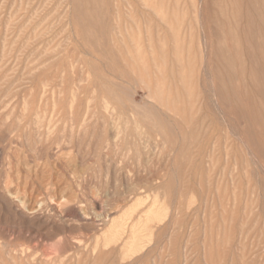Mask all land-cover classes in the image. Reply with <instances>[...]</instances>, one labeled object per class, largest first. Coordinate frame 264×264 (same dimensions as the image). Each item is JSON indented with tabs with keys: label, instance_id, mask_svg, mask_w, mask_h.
<instances>
[{
	"label": "rangeland",
	"instance_id": "374dc122",
	"mask_svg": "<svg viewBox=\"0 0 264 264\" xmlns=\"http://www.w3.org/2000/svg\"><path fill=\"white\" fill-rule=\"evenodd\" d=\"M55 1L0 0V3H2L0 4L1 126L8 124L7 119L10 115H17L28 109L27 104L30 94V86L25 75V69L32 67L35 64L41 66L48 65L47 67H50L51 72H53L51 68L52 66L54 67L53 73H58V76L53 79V81H51L49 83L50 85L48 86L49 90L47 93V99H49L50 102L53 99L51 96L54 95V97L56 98L58 92L67 81V84L73 83L80 86H78V96L84 103V101H89L88 98L90 96H98L102 90L101 82L107 80V73L105 72L106 69L104 68V64L108 63L109 61L103 60L100 63L98 62V60L94 59L93 55L100 58L101 50L99 48L96 49L94 46H92V44L87 43L86 39L82 37V31L78 29V26H75V24L72 23V20L71 22H69L70 27L68 25V20L72 17V14L70 13L72 9L71 0ZM201 1L202 6L204 4L209 8V10L207 8V13L204 12V14H206V24L203 21L205 20L204 16L201 22L204 23V34L206 35L208 32V38L211 39L214 38L213 34H215L216 32V27L212 23V17H214L216 14L217 0H145V4L147 7H143L142 1L139 0H108V7L106 6V14L108 13L107 16H109L108 18L111 21L110 22L108 19V21L110 22L108 23V26L110 27V31H108L109 35L107 34L108 38L114 39L115 45L117 44V48L115 49H121L120 55L124 57L127 56L125 57L126 61L132 65L133 69L136 72L135 74L131 71H126L125 68L116 71L117 74H115V78L111 79H113L117 85L121 84V86H123L124 88L127 86V84L135 83L138 74L144 75L142 65L137 60L138 54H141V57L145 60V64L148 67L147 69L149 74H152L154 72L153 60H155L158 67L162 69L164 68L163 61L159 58V52L161 50L167 53L166 55L168 57L166 56V60L170 58V61H174V63L176 64H186L187 70H185L184 77H181L180 80L178 79L177 82L179 83L177 84L182 99L193 101V104L191 103L193 108L191 109L192 106L191 104H189L187 115L194 120L195 124L193 126L192 136L187 142L183 153V155L185 154V157L182 156L179 159L181 165L179 167H176L174 165L171 166L172 164L170 165L169 159L172 158L167 157L168 148L166 147V143L163 141V138L160 135L146 127H140L138 128L139 132L137 130L136 133L140 134L141 136L146 135L147 137H144L143 140H141L142 144L140 146L143 147L141 151H147L146 154L144 153L142 154V156H138L135 154L134 150H130L135 155H133V153L129 151L128 156L121 159L118 155L114 158V161H111L109 156H105L104 153H102V158L99 164H96L94 162L92 147L89 148L86 146V144H84L80 147V149L76 148L73 151L74 153L72 152L71 162L69 161L70 157L66 155L51 156L48 161L45 162V165L42 163L41 165H39V167H34L31 162L27 166H24L22 164V159L19 165V174H17L15 169H13V173H11V177L15 180V182L12 184L13 187L11 186L10 188L12 194L7 195L2 189V173L5 168L3 167L4 164L2 161V157H0V264H108L104 262V257H101L100 260H97L94 263L92 259L96 257H46V259L45 257H39V253L42 250H49V246L53 242H57L59 239L58 237L69 236L68 230H74V232L77 231L76 229L79 227V224L73 222L75 220L73 217V212L78 211V213H81L83 215H90L93 214V212L97 213V211H101V202L104 199H113L117 193L123 195V197L128 196L126 192L129 193V189H132L134 187L133 184L135 185V183H133L134 181H132L133 178L131 177V174L129 173L128 175L127 172L131 170H140V175L143 180L151 181L148 186V188L150 189H148L146 186L141 192H138V198L137 196H130L128 197L129 199L127 198L128 202H126L125 204L120 203L121 205L116 208L117 212L114 214L115 217L120 216L121 214H123V211L130 207H133L132 210H135V213L139 212L140 210H145L148 207L153 208L158 205L161 206L160 204L162 203V201L163 204L164 202H167L168 204V201L172 202V204L179 206L180 211L178 210V213L172 211L173 209L169 206L170 208L167 207L169 209H162V213L161 210L160 212H158L159 214L154 213L155 216L153 215V219L155 221L152 219L153 222L151 224L154 226V230L157 231V236H154V238H151L150 240H148V237L146 236L141 237V239H143L142 241L139 239L138 247H141V249L144 247L146 248L145 250L143 249V254L140 255L139 251L134 253L131 257H122L116 264H264V148L262 149L261 145L259 144V140L257 138L259 137V135H257L258 131L256 130L253 119H250L251 114L247 116V121L248 123H250L248 124L246 123V120H243L246 118H241L238 116L233 118L232 116L234 114H232V112L229 111L228 108H226L224 112L226 111L227 113H223V121L226 123L221 122V120L218 118L219 115H217V111L213 109L209 102V99H207L208 81L204 82L203 77L200 75L201 73L198 76V73L200 72L199 49H201V46L198 45V32L201 29L199 28L195 17V7H200ZM206 2H208V4ZM60 3H62L63 5L65 3L67 4L63 7V5H61ZM224 3L227 7V0H224ZM245 5L246 4L242 5L243 8H245ZM186 6L188 8V11ZM67 7L70 8L67 9ZM141 10H144V12ZM169 12L170 15L167 14ZM67 13L71 14V16ZM149 13H152L150 14L151 16H149ZM226 16L230 17V14L228 13V15ZM143 19L145 20V22L143 21ZM140 20L142 21V23ZM121 21H123L124 23H122ZM158 23L160 25L162 24L164 27L162 25L161 27ZM154 25L157 27H153ZM117 27L120 31H122L121 34L125 40V45L118 44L120 36L116 33L118 31ZM206 28L208 31L206 30ZM165 30L167 32H165ZM181 30L184 31L182 32ZM224 30L227 31V29L225 28L217 29V34H219L218 36L219 39L221 38V41H224L225 38V43L229 45V31L226 32ZM194 31H196L197 33H194ZM106 32L107 30H105L104 32L105 35ZM224 33L226 37H224ZM167 37H169V40ZM159 39L163 40L160 41ZM43 40L46 41L42 42ZM178 40H181V42ZM168 41L171 45L168 44ZM144 44L146 46L150 44L153 47L155 53L151 54L149 52V47H146ZM16 45H18V47ZM168 46L170 47V50L173 48L170 52H168ZM171 46L173 47L171 48ZM179 47L181 49H179ZM114 50L112 54L115 57H119V55L116 56V52H114ZM146 50L148 52H146ZM175 57L177 60L175 59ZM21 58H23L24 60ZM29 60L31 61L29 62ZM94 62L98 64L97 68L85 78L86 74L83 73L85 71L84 66L88 65L89 67H91ZM118 62L120 65L124 64L123 62H121V60H119ZM244 65H248L247 67H249L250 63L246 61ZM68 66L70 67L68 68ZM64 68L65 70H67V75H71H69L70 77H66L65 83L63 81V77L61 76V71ZM236 68L238 69L237 66L235 67V69ZM222 73H224L223 70ZM232 75L233 78L231 79V85H235L237 84V77L234 74ZM150 78L152 83L155 82L156 78H154L153 76H151ZM80 80L81 82H78ZM83 81L85 82L84 84ZM5 83L7 84V86L5 85ZM67 84L65 85L67 86ZM73 84L72 86H74ZM247 85V87H249V90L247 89V92L248 94L251 93L252 95H248V97L253 99L256 105L264 104V93L258 88H254L252 87V85L250 86V83H248ZM197 86L200 87L201 91H199V87ZM204 86L207 89L204 88ZM50 87L54 89L51 90ZM252 88L255 90L254 93L256 96L254 95ZM93 90H95V92H93ZM51 91L52 94L50 93ZM143 93V90L135 87L132 91V101L139 103L141 101V98L143 97ZM198 94L201 98L197 96ZM82 95L84 96L83 98ZM138 95L141 98L138 97ZM261 97L263 100H260ZM90 101L91 103L86 102V104L89 103V105H93L92 103L96 100L94 99ZM50 102L47 104V106H42L43 108H38L37 110H46V112L51 111L53 106L52 102ZM201 103L204 105H202L203 108L206 106L204 109L200 108L202 107ZM6 104L8 105V107H5ZM24 104L27 107L25 110L23 109L25 107ZM209 111H211L212 114ZM213 114H216V116H213ZM227 117L232 122L230 121L229 123V119ZM199 118L200 120H198ZM214 118L217 119L215 120ZM241 125L246 126L247 128H243ZM252 125L253 127H250ZM209 128H211V130ZM202 129L204 130L202 131ZM200 133H202V135H200ZM206 136L209 140H206ZM237 136H239V138H237ZM231 137L237 138H234L236 143H234V140ZM246 137H248L249 140ZM154 140L158 141L154 142ZM250 143H253V146ZM240 144H242L243 146ZM3 145L4 143L0 142V147ZM154 146L156 147V149ZM144 147L147 148V150H145ZM201 147L202 149H200ZM207 149L210 150L209 156ZM143 156L145 158H143ZM248 156H250L251 161ZM136 157H138L139 160ZM199 159L201 160L200 162H198ZM247 159H249V161ZM259 159L261 161H259ZM205 160L207 161L205 162ZM28 162L29 160H27V163ZM134 162L138 163L135 164ZM171 162H173V160ZM207 164L211 168H209ZM86 166H91V168L100 167L104 174L101 177H96L90 175L87 172H83L82 169ZM196 167L199 169H196ZM202 167L205 169H203ZM163 168H167V170L165 171L168 172L164 173ZM197 170H199L198 173H196ZM201 170H205L203 172L204 174ZM153 171L155 172L151 173ZM108 172H110V175L107 174ZM165 174H167L166 177ZM150 175L151 177H148ZM170 175L172 176V178ZM117 176L121 177L118 178ZM18 178L20 180H18V185H16V179ZM156 178H162V188H157L158 184L156 183ZM111 180L118 183H113V181ZM151 184H153V186ZM169 187H171L172 189ZM31 188L35 191H33ZM147 190L149 192H152L148 193ZM170 190L171 192L169 193ZM167 192L168 195L170 194L169 196L174 195L173 198L176 201L178 200L177 202H179V204H176L177 202L172 198V196H168V198H166ZM254 192L256 193L255 195ZM13 195H15V199ZM102 195H104V199L102 198ZM179 198L181 200H179ZM20 199L23 201H21ZM136 199H139L141 201L134 203ZM147 201L149 202L150 206L147 205ZM155 201L158 204H154L156 203ZM256 201L258 202V204ZM11 202H13L14 204ZM125 205L127 207L129 205L130 207L127 208ZM139 205L141 207H139ZM34 207L36 208V210L34 209ZM256 208H260L261 210L259 209L258 212ZM168 210H171L172 212ZM174 212L177 214H175ZM161 214L162 216H156ZM260 215L263 217V219H261L262 217H260ZM168 217H170L172 220H170V218ZM167 218L169 219V221H167ZM159 219L162 220L160 221ZM163 221H167L169 224H172L168 225L166 224L167 222L164 223ZM179 224H182V229L178 228L180 227ZM160 225L162 226V228ZM166 225H168V229H165V227L167 228ZM169 226L172 228H170ZM102 231L99 233H95L96 236L99 235L97 236L98 238H100V234L102 233ZM76 233H74V235H79V237L73 236V234L71 235V237L79 238L82 241H84L85 238L88 239V237L90 238V236H92L91 234H88L89 236H81L80 232L79 234L78 232ZM177 234L180 236H178ZM91 240L92 239H90L89 241L87 240V242L90 243ZM157 240L158 242H156ZM177 245L179 247L178 249ZM22 251L26 253L30 252V254L33 253V257H15V255L21 254ZM180 254L182 256H180Z\"/></svg>",
	"mask_w": 264,
	"mask_h": 264
},
{
	"label": "bare ground",
	"instance_id": "6f19581e",
	"mask_svg": "<svg viewBox=\"0 0 264 264\" xmlns=\"http://www.w3.org/2000/svg\"><path fill=\"white\" fill-rule=\"evenodd\" d=\"M25 1H27V0H25ZM54 1L55 0H53V2ZM107 1L108 0H71L72 9H71L70 13L72 14V17H71V19L68 20V23L71 22V20H72V23L75 24V26H78V29H80V31H82V33H81V34H83L82 37L84 39H86L88 44H92V46H94L96 49L99 48L101 50L100 51L101 52L100 58L98 56H94V55H93V58L98 60V62H100V63L103 60L109 61L108 63L104 64V68L106 69L105 72L108 75L106 74L107 80L104 82H101V86H102L101 93H99L98 96H90L88 98L89 101H86V102L91 103L90 100L95 99L96 101L92 103L93 105H89V103L86 104L85 101H84V103L82 102V99L78 96V86L79 85H76L73 83L67 84L68 81L65 83L66 77H68L70 74L67 75V70H65V68H64L61 71L62 72L61 76L63 77V79H64L63 81L65 84H67V86L64 84V86L58 92V95L56 96V98L54 97V95L51 96L53 98L51 100L52 106H53L51 111L46 112V110H43V111L37 110L38 108H43L42 106H44V107L47 106V104L50 102V100L47 99L48 98L47 93L49 90L48 86L50 85L49 83L51 81H53V79H55L58 76V73L57 72L53 73L54 67H52V66H51V68H52L53 72H51L50 67H47L48 65L47 66H41V65H37L35 63H34L35 65H33L32 67L25 69V75H26L27 81H28L29 86H30V88H29L30 94H29V99H28V104H27L28 109L24 112L17 114V115H10L7 119L8 124L4 125V126L0 125V142L4 143V145L0 147V157H2V161L4 164L3 167L5 168L3 170V173L1 172L2 178H3L2 189L7 195L12 194L10 188H11L12 184L15 182V180L11 177V173H13V169H15L17 174H19V167H20L19 165H20L22 159H23L22 164L24 166H27L31 162L34 167H39V165H41L42 163L45 165L46 164L45 162H47L51 156L66 155V156L70 157L69 161L71 162L72 152L76 148L80 149V147L84 144H86V146L89 148L92 147L94 162L96 164H99V162L102 158L101 157L102 153H104L105 156H109L111 161H114L115 160L114 158L117 157L118 155L121 159L123 157L128 156V153L130 150H134L135 154L138 156H142V154H144V153L146 154L147 151H141V149H143V147H140V146L142 144L141 140H143L144 137L145 138H147V137H146V135L141 136L140 134L136 133V131L140 127H146L150 130L155 131L158 135H160L163 138V141L166 143V147L168 148V155L169 156L167 155V157L172 158V159H169L170 165L172 164L171 166L174 165L176 167H179L181 165V162H179V159L182 156L185 157V154L183 155V153H184L187 142L189 141V139L192 136L193 126L195 124L194 120L192 118H190V116L188 117V115H187V110L189 109V104H191L193 101L182 99L181 94H180V90H179L178 84H177V83H179V82H177L178 79L180 80L181 77H184L185 70H187L186 64H184V63L176 64V63H174V61H170L171 60L170 58L168 60H166V56H167L166 54L167 53L165 51L161 50L159 52V55H160L159 58L163 61L164 68L162 69V68L158 67L155 60H153L154 72L152 74H149L148 69H147L148 67L145 64L146 63L145 60L141 57V54L140 55L138 54L137 60L142 65L144 75L138 74L135 83L127 84V86L124 88H123V86H121V84L117 85L114 82V80L111 79V78H115V74H117L116 71H119V70H122L125 68L126 71H131L132 73H135V74H136V72L133 69L132 65L126 61L125 57H127V56L124 57V56L120 55L121 49H115V48H117V44L115 45L114 39L108 38V35H109L108 31H110V27L108 26V23H110L111 21L108 18L109 16H107L108 13L106 14V9L108 7ZM139 1H142L143 7H147L145 4V0H139ZM135 2H137V1H135ZM8 3H9V1H8ZM170 3H171V1H170ZM206 3L208 4V2H206ZM227 3H228V5L226 7L224 0H217L216 14L214 17H212V23L216 27V32H215V34H213L214 38H211V39L208 38L209 37V35H207L208 32L206 34L207 37L204 34V31H203V24L204 23L201 22L202 18H204L206 16V14H204V12L207 13L208 7H207V5L205 6L204 4L202 6V1L200 2V4H201L200 7H195V15H196L195 17H196L197 23L199 25V28L201 29L200 31L197 29L199 31L198 32L199 35L197 34L198 35V42H199L198 45L201 46V49H199V67H200L199 71L200 72L198 73V76L201 73L200 75L203 77L204 82L208 81L207 99H209V102H210L211 106L213 107V109L217 111V115H219L218 118L221 120V122H224L223 121V113H225V114L227 113L226 111L224 112V110L226 108H228L229 111H231L232 114L235 115V116L234 115L232 116L233 118L236 116L241 117V118H246V119H243V120H246V123H248L247 116L249 114H251L250 119H253V121H254V124L256 126V130L258 131L257 135H259V137H257V138L259 140V144L261 145V148L263 149L264 148V104H259V105L257 104L256 105V103L253 101V99L248 97V95H251V93L248 94V92H247L249 90L248 89L249 87H247L248 86L247 84L250 83V86L252 85V87L258 88L260 91H262L264 93V0H227ZM242 3L246 4L245 8H243ZM0 4H2V3H0ZM60 4L63 5L62 3H60ZM66 4L67 3H65L64 5H66ZM64 5H63V7H64ZM69 8L70 7H67V9H69ZM186 8H187V6H186ZM213 9H214V7H213ZM144 10H141V11L144 12ZM178 10H180V9H178ZM208 10H209V8H208ZM137 11H138V9H137ZM187 11H188V8H187ZM26 13H27V11H26ZM228 13L230 14V17L226 16V15H228ZM67 14L71 16V14H69V13H67ZM150 14H152V13H149V16H151ZM167 14L170 15V12ZM110 16H112V15H110ZM143 16H145V15H143ZM193 16H194V14H193ZM108 19L110 22L108 21ZM144 19H143V21L145 22ZM203 21L204 22L206 21V17H205V20H203ZM121 22L124 23L123 21H121ZM141 23H142V21H141ZM205 24H206V22H205ZM207 24H209V23H207ZM68 25L70 27V23ZM120 25H122V24H120ZM204 26H207V25H204ZM29 27H31V26H29ZM72 27H74V26H72ZM153 27H157V26L154 25ZM194 27H195V25H194ZM219 28H225V29H227V31H229L228 32V34H229L228 38H230L229 39L230 43H228L229 45H227L225 43V38H224V41H221L220 40L221 38L219 39V36H218L219 34H217V29H219ZM117 29H118V31L116 33L119 34V36H120V40L118 41L119 43L118 42L117 43L119 45L120 44L125 45V40L121 34L122 31H120L118 27H117ZM120 29H121V27H120ZM129 29H131V28H129ZM105 30H107V32H108V33L106 32V35L104 34ZM141 30H143V29H141ZM166 30H165V32H167ZM187 30H185V31H187ZM193 30H194V28H193ZM206 30H207V28H206ZM214 31H215V28H214ZM224 31H226V30H224ZM182 32H181V34H182ZM14 33H15V31H14ZM194 33H197V32L194 31ZM113 34H114V32H113ZM138 37H139V35H138ZM153 37H154V35H153ZM224 37H226L225 33H224ZM167 38L169 40V37H167ZM41 39H39V40H41ZM159 40L161 41L163 39H159ZM44 41H46V40H43L42 42H44ZM178 41L181 42V40H178ZM69 42H70V40H69ZM108 42L110 43V45ZM168 44H170L169 41H168ZM18 45H16V46L18 47ZM35 45H33V46H35ZM142 45H143V42H142ZM184 45H186V44H184ZM129 46H130V44H129ZM146 47H149V52L151 54L155 53L153 47L150 44H148ZM172 47L173 46H171V48ZM30 49H31V47H30ZM144 49H146V48H144ZM179 49H181V48L179 47ZM43 50H44V48H43ZM113 50H114V52H116V56L119 55V57H115L112 54ZM168 50H167L168 52L171 51L170 47ZM140 51H142V50H140ZM146 52H148V51L146 50ZM27 53H25V54H27ZM170 57H171V55H170ZM135 58H136V56H135ZM21 59H23V58H21ZM175 59H176V57H175ZM44 60H46V59H44ZM119 60H121V62H123L124 64L120 65L118 62ZM30 61L31 60H29V62ZM246 61H248L250 63L249 67H247L249 64L246 66L244 65V63ZM25 62H28V61H25ZM36 63H37V61H36ZM133 64H134V62H133ZM97 66H98V64L95 62L91 67H89L88 65L84 66L85 71L83 73L86 74L85 78L87 75H89L91 72H93L97 68ZM236 66L238 67V69L236 68L237 70L235 69ZM69 67L70 66H68V68ZM79 67H81V66H79ZM222 70L224 71V73H222ZM79 74H82V73H79ZM158 74H159V76H158ZM232 74H234L237 77L236 78L237 84H235V85H231L232 84L231 79L233 78ZM151 76L156 78L155 82H153V83L151 82V78H150ZM201 76H200V78H201ZM93 77H95V76H93ZM9 78H11V77H9ZM77 79H80V78H77ZM103 79H101V80H103ZM57 80H59V79H57ZM199 80H201V79H199ZM84 81H83V84L85 83ZM88 81H89V79H88ZM233 81H235V80H233ZM71 82H73V81H71ZM78 82H81V80ZM72 84L74 86H72ZM5 85L7 86L6 83H5ZM52 86H53V84H52ZM199 86H197V87H199ZM135 87H138L144 91L142 98L138 95V97L141 98V101L139 103L133 102L132 101L133 99H131L132 91ZM2 88H4V87H2ZM204 88H206V87L204 86ZM53 89L51 88V90H53ZM84 90H85V88H84ZM199 91H201L200 87H199ZM93 92H95V90H93ZM254 92H255V90L253 89V93ZM50 93L52 94V91ZM92 94H94V93H92ZM140 94H142V93H140ZM199 94L197 96H199V98H201ZM260 94H262V93H260ZM254 95H255V93H254ZM83 97L84 96L82 95V98ZM26 98H28V97H26ZM259 98H260V96H259ZM263 99L261 97L260 100H263ZM23 102H22V104H23ZM199 102H200V100H199ZM7 104L5 107H8ZM192 104H191V106H192ZM202 105L203 104L201 103V106ZM197 106H199V105H197ZM203 106L200 108H203ZM223 107H225V108H223ZM26 108L27 107L25 105V107L23 109L25 110ZM192 108H193V106L191 107V109ZM208 108H210V107H208ZM228 109H227V111H228ZM211 111H209V112H211ZM211 114H212V112H211ZM213 116H216V114H213ZM214 119L216 120L217 118H214ZM198 120H200V118ZM230 121L231 120L229 119V123H230ZM3 122H5V121H3ZM218 122H220V121H218ZM224 123H226V122H224ZM248 124H250V123H248ZM241 126L243 128L246 127L243 125H241ZM250 127H253V125ZM202 128H204V127H202ZM209 129L211 130V128H209ZM203 130L204 129H202V131ZM138 132H139V130H138ZM154 135H155V133H154ZM200 135H202V133H200ZM247 136H248V133H247ZM231 138H233V137H231ZM234 138H233V140H234ZM237 138H239V136H237ZM237 138H235V139H237ZM246 138H248V137H246ZM206 140H209L208 137ZM248 140H249V138H248ZM157 141L154 140V142H157ZM145 142H146V140H145ZM154 142H152V143H154ZM243 142H245V141H243ZM192 143H194V142H192ZM234 143H236L235 140H234ZM250 144H252V146H253V143H250ZM240 145H242V144H240ZM207 146H209V145H207ZM144 149L147 150V148H145V147H144ZM155 149H156V147H155ZM200 149H202V147ZM154 150H152V151H154ZM207 150H208V156H209L211 148H210V150L209 149H207ZM248 150H249V148H248ZM130 152H132V151H130ZM250 153H251V151H250ZM135 154L133 153V155H135ZM162 154H163V152H162ZM175 155H176V158H175ZM199 155H200V153H199ZM145 156H147V155H145ZM149 156H151V155H149ZM4 157H5V160H4ZM248 157L250 159V156H248ZM136 158L138 159V157H136ZM143 158H145V157L143 156ZM249 159H247V160L249 161ZM27 160H29L28 163H27ZM172 160H173V162H171ZM200 161L201 160L199 159L198 162H200ZM206 161L207 160H205V162ZM250 161H251V159H250ZM259 161H261V160L259 159ZM137 163L138 162H136L135 164H137ZM248 163H250V162H248ZM147 164H148V162H147ZM192 166H193V164H192ZM252 166H253V163H252ZM261 167H263V166H261ZM172 168H175V167H172ZM199 168H200V166H199ZM199 168L196 167V169H199ZM209 168H211V167L209 166ZM203 169H205V168H203ZM165 170H167V168L164 169V173L168 172ZM30 171H31V169H30ZM82 171L87 172L90 175L96 176V177H101L104 174V172L102 171V169L100 167L91 168V166H86L85 168L82 169ZM131 171H127V172H128V175H129V173L131 174V177L133 178L132 181H134L133 183H135V185L133 184L134 187L132 189H129L130 190L129 193L126 192L128 196L123 197V195L115 193L116 196L113 199L109 200V199H104L103 198L104 195H102V198L104 200L102 202L99 200L102 204V209L100 208V210H101L100 212L99 211H97V213L93 212V214H90V212H89L90 215H83L81 213H78V211L73 212V217L75 219L73 222L79 224V227L77 226L78 228L76 229L77 230L76 232H78V234L80 232L81 236L82 235L87 236L88 234H91L92 236H90V238L89 237H88V239L85 238V240L82 241L79 238L71 237L72 234H73V236L79 237V235H74V233H76V232H74V230H68L69 236L58 237L60 240L58 239L57 242H55V243L53 242L49 246V250H42L41 252L39 251L40 252L39 257H41V258H44V257L45 258L46 257L47 258L48 257H96V258L92 259V261L94 263H95V261L100 260L101 257H104L103 258L104 262H106L108 264H116L118 262V260H120L122 257H131L136 252L140 251L139 254L142 255L143 254L142 251H144L146 248L144 247L141 249V247H138L139 246L138 245L139 239L142 241L143 238L141 239V237L146 236V237H148V240H150L151 238H154V236H157V231L154 230V226L151 224L154 220L153 215L155 216V214L160 212V210L162 213V211H163L162 209L166 210V209H169L170 207L173 209L172 211H175L178 213L179 206L174 205V204H172V202H169V201H168V204H167V202H164V204H163V201H162V203L160 204L161 206L158 205V206L153 207V208L148 207L145 210H140L139 212L134 213L135 210L134 211L132 210L133 207H130L128 205V207H130V208H128L126 206L127 205L126 204L125 206L128 209L123 211V214L120 213L121 214L120 216L115 217L114 214L117 212L116 208L119 205L125 204L126 202H128L127 201L128 197L137 196L138 192H141L143 190V188L146 186L148 188L149 184L151 183L150 180H143V178L140 175V173H141L140 170H136V171H132V172ZM159 171H161V170H159ZM204 171H202V173ZM232 171H233V169H232ZM154 172L155 171H153L151 173H154ZM198 172H199V170L196 171V173H198ZM63 173H64V171H63ZM109 173L110 172H108L107 174H109ZM122 174H123V172H122ZM146 176H145V178H146ZM166 176H167V174H165V177ZM109 177H111V176H109ZM119 177H121V176H119ZM148 177H151V175ZM0 178H1V175H0ZM171 178H172V176H171ZM18 180H20V179L19 178L16 179V181H17L16 185H18ZM111 181H113V180H111ZM115 182L113 181V183H115ZM167 182H168V180H167ZM169 182H171V181H169ZM109 183H110V181H109ZM116 183H118V182H116ZM156 183L158 184L157 188H162V186H161V185H163L162 178H156ZM151 185L153 186V184H151ZM117 187H118V185H117ZM126 187H127V185H126ZM171 187H169V188H171ZM148 189H150V188H148ZM33 191H35V190H33ZM163 191H164V189H163ZM111 192H113V191H111ZM151 192L148 191V193H151ZM170 192H171V190L169 191V193ZM142 194H144V193H142ZM166 194H167V196L166 195L165 196H166V198H168V196L170 194L168 195V192ZM255 194L256 193L254 192V195ZM150 195H152V194H150ZM13 196L15 199V195H13ZM108 196H110V195H108ZM124 196H125V194H124ZM171 196H169V197H171ZM173 196H172V198H173ZM257 197H259V196H257ZM137 198H138V196H137ZM208 198H210V197H208ZM17 200H19V199H17ZM51 200H52V198H51ZM179 200H181V199L179 198ZM21 201H23V200H21ZM139 201H141V200L136 199L134 203H137ZM175 201H173V202H175ZM52 202H53V200H52ZM11 203H13V202H11ZM208 203H209V201H208ZM94 204H97V203H94ZM154 204H158V203L156 202ZM176 204H179V202H177ZM257 204H258V202H257ZM259 204H260V202H259ZM3 205H4V203H3ZM147 205L150 206L149 202ZM131 206H133V205H131ZM139 207H141V206L139 205ZM167 207H169V208H167ZM29 209H27V210H29ZM34 209L36 210L35 207H34ZM140 209H142V208H140ZM259 209H257L258 212H259ZM12 210H13V208H12ZM31 211H33V210H31ZM168 211H171V210H168ZM15 212H17V211H15ZM84 212H85V210H84ZM70 213H69V215H70ZM177 213H175V214H177ZM171 215H173V214H171ZM261 215H260V217H262ZM156 216L159 217V216H162V214L156 215ZM171 217H173V216H171ZM168 218H170V217H168ZM261 219H263V217ZM170 220H172V219L170 218ZM167 221H169V219ZM166 222H164V223H166ZM166 224L170 225L172 223L169 224L167 222ZM168 225H166L167 228L165 227V229H168ZM181 225H180V227H178L179 229L180 228L182 229L183 226H181ZM163 226H165V225H163ZM158 228H160V227H158ZM161 228H162V226H161ZM170 228H172V227H170ZM103 229H105V230H103ZM101 231H102V233L100 234L101 236H100V238H98L97 236H99V235L96 236L95 233H97V232L99 233ZM168 232H169V230H168ZM62 233H64V232H62ZM178 236H180V235H178ZM90 239H92V240L90 243H88L87 240L89 241ZM143 242H144V240H143ZM156 242H158V240ZM149 243H150V241H149ZM178 248L179 247L177 245V249ZM144 255H145V253H144ZM180 256H182V255L180 254ZM15 257H33V253L30 254V252L26 253V252L22 251L21 254L15 255ZM141 258H142V256H141ZM48 262H49V260H48ZM72 263H74V262H72Z\"/></svg>",
	"mask_w": 264,
	"mask_h": 264
}]
</instances>
